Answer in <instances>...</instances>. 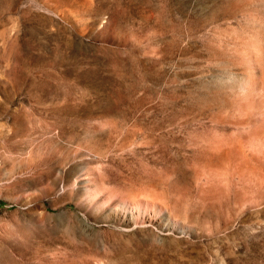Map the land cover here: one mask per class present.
<instances>
[{
    "label": "rangeland",
    "instance_id": "obj_1",
    "mask_svg": "<svg viewBox=\"0 0 264 264\" xmlns=\"http://www.w3.org/2000/svg\"><path fill=\"white\" fill-rule=\"evenodd\" d=\"M237 1L0 0V264H264V172L206 171L140 130L167 124L170 95L182 138L233 148L236 117L205 109L220 64L165 39L236 26Z\"/></svg>",
    "mask_w": 264,
    "mask_h": 264
},
{
    "label": "bare ground",
    "instance_id": "obj_2",
    "mask_svg": "<svg viewBox=\"0 0 264 264\" xmlns=\"http://www.w3.org/2000/svg\"><path fill=\"white\" fill-rule=\"evenodd\" d=\"M215 17L210 19L209 28L200 35L193 33V30L184 31L183 26L177 25L171 28L170 25L171 29H168V32L169 30L171 32L165 39L166 53L170 56L175 50L182 51L183 49L184 54H182L185 55L188 49L183 47L184 41L187 45L193 40L202 47L200 51L197 50L198 53L196 51L195 54L192 53L195 59L216 61L220 64L218 70L221 75L213 72L211 75L213 78L208 82L210 86L207 85V89L211 91L205 109L207 113L213 115L216 125L223 130L230 128L226 123H230L232 117L233 119L236 117L233 123L243 125L237 126L238 131L233 141V148L230 149L229 142L217 134L207 133L199 138L194 133L189 141L182 138L183 134L189 133V124L185 118L173 112V106L170 104L175 97L172 99L170 95L167 100L168 105L166 104V109L170 111L166 118L167 124L162 126L158 124L153 127L150 123L140 127L138 120L136 124L140 127L145 142L153 141L152 132L154 130H162L160 134L156 133L158 134L157 140L163 143L167 150L174 146L178 152L180 150L193 151L205 161L202 163H206L207 168L204 167L206 171L229 172L234 167L232 165L234 158H239L240 161L247 163L249 170L264 172V114L257 112L258 110L254 113L248 110L250 105L257 102L259 96H263L261 89L264 87V0H238L228 9L225 8L221 18L235 19L236 26L216 24ZM194 49L191 48L192 51ZM135 87L140 88L141 85L139 87L137 84ZM137 128L136 136L140 133ZM123 215L128 216V211H124Z\"/></svg>",
    "mask_w": 264,
    "mask_h": 264
}]
</instances>
